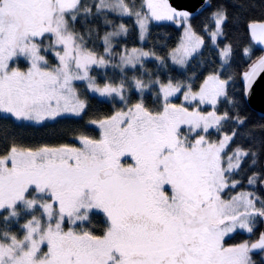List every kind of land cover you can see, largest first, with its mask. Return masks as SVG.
Listing matches in <instances>:
<instances>
[{
  "label": "snow or ice",
  "instance_id": "6c2138e0",
  "mask_svg": "<svg viewBox=\"0 0 264 264\" xmlns=\"http://www.w3.org/2000/svg\"><path fill=\"white\" fill-rule=\"evenodd\" d=\"M0 264H264V0H0Z\"/></svg>",
  "mask_w": 264,
  "mask_h": 264
}]
</instances>
